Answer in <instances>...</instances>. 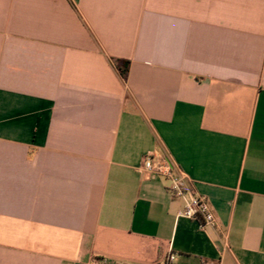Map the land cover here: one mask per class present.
I'll list each match as a JSON object with an SVG mask.
<instances>
[{
    "label": "crops",
    "instance_id": "0c3cea01",
    "mask_svg": "<svg viewBox=\"0 0 264 264\" xmlns=\"http://www.w3.org/2000/svg\"><path fill=\"white\" fill-rule=\"evenodd\" d=\"M169 254L264 264V0H0V264Z\"/></svg>",
    "mask_w": 264,
    "mask_h": 264
},
{
    "label": "built area",
    "instance_id": "2783aa9c",
    "mask_svg": "<svg viewBox=\"0 0 264 264\" xmlns=\"http://www.w3.org/2000/svg\"><path fill=\"white\" fill-rule=\"evenodd\" d=\"M142 173H158L169 178V191L185 202L184 209L179 213L180 217L196 221L203 229L216 225V217L208 199L190 187L185 174L181 171H175L170 162H162L156 165L153 156L148 155L142 167ZM175 258L174 254H169L166 259L157 264H174Z\"/></svg>",
    "mask_w": 264,
    "mask_h": 264
},
{
    "label": "trees",
    "instance_id": "16d2710c",
    "mask_svg": "<svg viewBox=\"0 0 264 264\" xmlns=\"http://www.w3.org/2000/svg\"><path fill=\"white\" fill-rule=\"evenodd\" d=\"M119 69H120L122 76L126 77V75H127L126 63H122V65L119 67Z\"/></svg>",
    "mask_w": 264,
    "mask_h": 264
}]
</instances>
